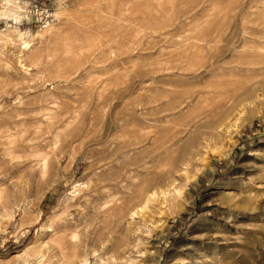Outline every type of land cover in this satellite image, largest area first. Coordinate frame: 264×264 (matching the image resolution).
<instances>
[{
	"label": "rangeland",
	"instance_id": "rangeland-1",
	"mask_svg": "<svg viewBox=\"0 0 264 264\" xmlns=\"http://www.w3.org/2000/svg\"><path fill=\"white\" fill-rule=\"evenodd\" d=\"M259 58L264 0H0V264H264Z\"/></svg>",
	"mask_w": 264,
	"mask_h": 264
},
{
	"label": "bare ground",
	"instance_id": "bare-ground-1",
	"mask_svg": "<svg viewBox=\"0 0 264 264\" xmlns=\"http://www.w3.org/2000/svg\"><path fill=\"white\" fill-rule=\"evenodd\" d=\"M231 23V22H230ZM229 24V23H228ZM246 24V23H245ZM221 33V32H220ZM222 34V33H221ZM219 40V36L217 35V36H214V37H212L211 38V42H213V43H216L217 41ZM245 59V58H244ZM253 59V58H252ZM262 59V58H261ZM246 60H249V59H246ZM239 61V59L237 60V64H239V65H244L245 63H248V64H250V63H254L255 62V60H251V61ZM257 60V59H256ZM264 60V59H263ZM262 60V61H263ZM238 61H239V63H238ZM258 62H260L261 60H260V58H259V60H257ZM261 61V62H262ZM261 67V66H260ZM264 69V68H263ZM236 70V69H235ZM142 160V159H141ZM141 165V164H140ZM139 175V174H138ZM174 176V175H173ZM135 179V178H134ZM133 183H135V182H133ZM155 183V182H154ZM135 186V185H134ZM142 186V185H141ZM141 186L139 187V188H141ZM146 188V187H145ZM145 188H143V191L145 190ZM147 189H149L148 188V186H147ZM137 190V189H136ZM141 190V189H140ZM104 191V190H103ZM153 191H154V189H153ZM137 192V191H136ZM138 193L140 194V192H139V190H138V192H137V195H138ZM143 193V192H142ZM102 194V193H101ZM156 194V193H155ZM134 196V195H133ZM113 197H114V195H113ZM135 197H137L136 195H135ZM102 198V197H101ZM112 198V197H111ZM141 199H145L146 201H148V200H150V198H151V195L150 194H148V192H147V190L146 191H144V193H143V195L140 197ZM155 198V197H154ZM234 197H233V195H230V194H225V200H227V201H229V200H231V199H233ZM140 199V200H141ZM156 199V198H155ZM139 199L138 200H136V202L135 203H133L132 201H130L131 202V204L133 205L128 211H132V210H134V213H137L136 211H135V208L137 209V207H138V205H142V202L140 201ZM154 200V199H153ZM152 200V201H153ZM151 201V202H152ZM150 202V201H149ZM146 204V203H145ZM144 204V205H145ZM145 207V206H144ZM139 210V209H138ZM138 214V213H137ZM232 214H236L235 212H233L232 210H229V215H228V218H230L231 216H232ZM208 232H209V230H208ZM216 236H212V238H215ZM214 243V242H213ZM72 252V251H71ZM74 252V251H73ZM195 258V257H194ZM177 264H185L184 262H182V263H180L179 261H178V263ZM187 264H208V262H207V260H206V258H205V256H199V257H197V259H194V260H191V261H189V263H187Z\"/></svg>",
	"mask_w": 264,
	"mask_h": 264
}]
</instances>
